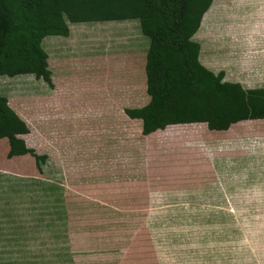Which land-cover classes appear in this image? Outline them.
Returning a JSON list of instances; mask_svg holds the SVG:
<instances>
[{"label": "rangeland", "instance_id": "obj_1", "mask_svg": "<svg viewBox=\"0 0 264 264\" xmlns=\"http://www.w3.org/2000/svg\"><path fill=\"white\" fill-rule=\"evenodd\" d=\"M263 1L212 0L192 36L199 44V62L215 74L222 71L223 81L239 82L245 89L264 87V62L247 59L259 47L242 36L249 30L256 33ZM124 24L127 21L71 25L76 49L69 60L93 75L92 67L112 59L124 45L120 28ZM63 62L60 56L51 60L53 66ZM42 80L19 74L0 80V87L10 92L14 108L35 118L33 107L39 114L50 109ZM108 81L105 78L106 99L126 102L125 85H116L111 93ZM142 95L138 93V100ZM39 120L33 124L34 134L41 131V121L50 122L49 118ZM178 128L161 133L159 142H145L139 133L138 149L124 151L122 144L121 157L127 158L122 163L138 168L133 173L139 180H148L154 198L153 202L146 199L147 204L139 202V209L142 206L153 220H139L133 226L140 232L147 224L153 234L150 248L134 252L126 246L130 238H125L121 252L117 251L120 254L73 253L75 246L63 229L51 235L49 159L35 164L29 154L8 158V142L0 139V264H65L86 259L264 261V119L241 121L220 133L206 131L203 123ZM46 143L43 140L37 146L47 150Z\"/></svg>", "mask_w": 264, "mask_h": 264}, {"label": "crops", "instance_id": "obj_2", "mask_svg": "<svg viewBox=\"0 0 264 264\" xmlns=\"http://www.w3.org/2000/svg\"><path fill=\"white\" fill-rule=\"evenodd\" d=\"M261 4L262 13L256 33L249 30L242 36L253 39L252 44L259 47L257 53L247 59L264 62V1ZM115 21H127V24L120 27L123 28L121 29L123 36L125 35L122 39L124 45L112 55L114 56L112 59L107 58V62L100 61L92 67L93 75H90L82 64L77 65L68 58L76 49L71 25L78 23L67 21L69 27L67 37L60 35L43 37L41 47L47 54L53 87L44 81L48 88V91L44 92L47 94L44 95L50 100V109L46 108L39 114L35 110L36 107H33L35 118L25 110L14 108L9 101L10 92L7 88L0 87V95L7 99L8 105L24 121L29 130L28 133L20 134L18 137L24 140L27 147L33 148L36 154L45 155L46 159H49L51 235L53 233L57 235L58 230L63 229L69 243L71 244L72 241V246H75L74 249L72 248L73 253L90 250L99 254H120L122 240L125 238H130V243L126 246L134 252L142 247L148 250L153 240L150 228L145 223L139 232V227L135 231L133 226L137 227L136 222L139 220L142 222L153 220V215L148 216L147 210H143L142 206L139 209V202L145 204L146 201L147 204L148 198L153 202L154 192L152 185L149 189L148 180L144 178L139 180L135 176L132 169L138 168H131L125 162L122 163V159H127L121 157L124 156L122 144L125 147L124 151H129L127 147L137 148L139 133L145 142H159L164 131H171L170 129L174 127H179L178 130H181L192 124L203 123L171 124L146 135L142 133V120L129 117L126 110L142 107L150 99L146 91L145 75L149 39L142 34L138 19ZM55 56H60L64 61L61 66H53L51 63ZM28 75L35 77L34 74ZM5 76L0 75V80L11 78ZM105 78H108V84L112 85L109 91L111 93H114V87L118 84L125 85L128 96L126 102L120 99H106L105 94L108 91L104 88ZM40 85L43 89L44 86ZM139 92L143 94L140 100H138ZM38 117H40L39 121L41 118H49L50 122L41 121L40 124L43 125L41 131L34 134L33 126ZM203 125L206 131L211 133L225 132L230 128L210 130L206 123ZM44 128H47L45 132ZM43 140L49 142L45 145L47 150L41 149V144L37 146V142ZM143 140L141 144H145ZM14 157L22 158L25 155ZM95 157L97 159H92ZM107 162L111 163L107 164ZM40 169L43 170L42 164ZM133 232L135 234H132ZM142 242L144 245L141 244ZM95 244L97 249L94 250ZM53 264L58 263L53 261ZM65 264H264V261L229 259L88 261L86 259L66 261Z\"/></svg>", "mask_w": 264, "mask_h": 264}, {"label": "trees", "instance_id": "obj_3", "mask_svg": "<svg viewBox=\"0 0 264 264\" xmlns=\"http://www.w3.org/2000/svg\"><path fill=\"white\" fill-rule=\"evenodd\" d=\"M212 0H0V75L34 74L50 87L51 72L41 40L67 37L71 23L138 19L148 37L145 75L149 102L127 109L142 120V133L167 125L203 122L210 130H226L243 120L264 119V87L245 89L223 81L199 62L192 40ZM23 120L0 95V139L7 157L36 154L18 135L28 133ZM39 165V164H38ZM40 170V166L38 168Z\"/></svg>", "mask_w": 264, "mask_h": 264}]
</instances>
